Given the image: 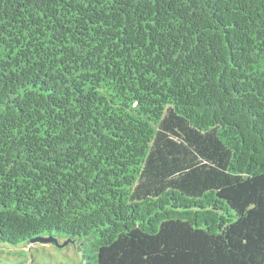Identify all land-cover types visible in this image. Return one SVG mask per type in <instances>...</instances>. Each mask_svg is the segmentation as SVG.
I'll return each instance as SVG.
<instances>
[{
  "label": "trees",
  "instance_id": "16d2710c",
  "mask_svg": "<svg viewBox=\"0 0 264 264\" xmlns=\"http://www.w3.org/2000/svg\"><path fill=\"white\" fill-rule=\"evenodd\" d=\"M59 237L264 264V0H0V243Z\"/></svg>",
  "mask_w": 264,
  "mask_h": 264
},
{
  "label": "rangeland",
  "instance_id": "374dc122",
  "mask_svg": "<svg viewBox=\"0 0 264 264\" xmlns=\"http://www.w3.org/2000/svg\"><path fill=\"white\" fill-rule=\"evenodd\" d=\"M57 240L59 245L36 243L11 247L0 243V264H85L77 244L65 245L63 237Z\"/></svg>",
  "mask_w": 264,
  "mask_h": 264
},
{
  "label": "water",
  "instance_id": "95a60500",
  "mask_svg": "<svg viewBox=\"0 0 264 264\" xmlns=\"http://www.w3.org/2000/svg\"><path fill=\"white\" fill-rule=\"evenodd\" d=\"M33 242H40V243H52L54 245H58V243L54 240V239H38L36 241ZM65 245H67L68 243H64Z\"/></svg>",
  "mask_w": 264,
  "mask_h": 264
}]
</instances>
